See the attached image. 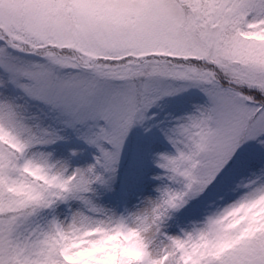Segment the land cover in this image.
<instances>
[{
    "label": "snow or ice",
    "instance_id": "obj_1",
    "mask_svg": "<svg viewBox=\"0 0 264 264\" xmlns=\"http://www.w3.org/2000/svg\"><path fill=\"white\" fill-rule=\"evenodd\" d=\"M0 264H264V0H0Z\"/></svg>",
    "mask_w": 264,
    "mask_h": 264
},
{
    "label": "trees",
    "instance_id": "obj_2",
    "mask_svg": "<svg viewBox=\"0 0 264 264\" xmlns=\"http://www.w3.org/2000/svg\"><path fill=\"white\" fill-rule=\"evenodd\" d=\"M140 133L142 132L137 131L133 133L129 149L126 153V157L124 158V162L115 185V194H110L108 197L110 204H115L117 201L123 202L126 196L140 184L146 173L152 168L151 166H154V162L150 161V158L152 157V154H154L155 149L159 150L162 148L157 138L154 141L155 147H150V144L154 145V142H149L150 137L146 138L147 143L143 140L145 137L138 138ZM138 144L140 146L139 151L137 150ZM156 144L159 146H156Z\"/></svg>",
    "mask_w": 264,
    "mask_h": 264
},
{
    "label": "rangeland",
    "instance_id": "obj_3",
    "mask_svg": "<svg viewBox=\"0 0 264 264\" xmlns=\"http://www.w3.org/2000/svg\"><path fill=\"white\" fill-rule=\"evenodd\" d=\"M188 101H189L188 95H182V96L174 97V98H171V99H168L167 101H165V104L167 106L161 112V115H160L161 121H166V119H168V118L175 119V118L179 117L181 114H183L187 110ZM147 137H150L149 138L150 141H153L154 138H157L160 143H163L162 148L159 150L155 149L154 154H152V157L151 158L149 157L150 161H153V158L156 154L163 153L164 151L167 150V144L164 141L161 132L158 130H153L151 133L146 134V136H145V134L143 135L142 133H140V135L138 136V138H144L143 140L146 141V143H147V139H146ZM156 146H159V145L156 144ZM65 147H74V148L83 149L85 146L84 145H70V146H65ZM150 147H155V142H154V145L150 144ZM88 151L90 152V150H88ZM125 157H126V155H125ZM91 158H92L91 155L86 152L85 156L80 161V164H83L85 162L90 163ZM151 167L152 168L150 169L149 172L146 173V175L144 176V179L140 182V184L137 185L126 196L127 199L134 201L137 197L148 196V195L154 194L152 190L156 186H158V182L152 180V177L160 175L161 172L158 168L154 169L153 166H151ZM241 179H243V180H245V182H247L248 177L243 176V177H241ZM109 195L110 194L104 195V198L102 199L101 203L106 204V205L110 204V202L108 201ZM222 195L227 196L228 193H225V194L222 193Z\"/></svg>",
    "mask_w": 264,
    "mask_h": 264
}]
</instances>
